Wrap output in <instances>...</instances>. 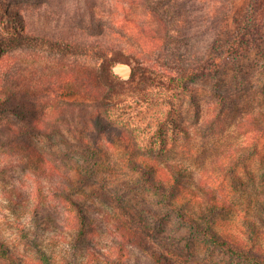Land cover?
Listing matches in <instances>:
<instances>
[{
  "label": "trees",
  "instance_id": "trees-1",
  "mask_svg": "<svg viewBox=\"0 0 264 264\" xmlns=\"http://www.w3.org/2000/svg\"><path fill=\"white\" fill-rule=\"evenodd\" d=\"M63 1L69 4V0H54ZM5 2L0 0V7ZM72 3L76 7L70 32L58 25L45 36L20 37L26 44L0 67V120L13 119L2 125L0 147L8 145L7 151L19 156L5 166L24 164L33 177L57 179L49 187L57 203L74 214L76 247L93 232L91 212L102 211L98 208L102 199L114 203L115 195L123 197L125 190L145 186L159 195L166 213L175 214L215 247L247 264H264V194L258 198L259 217H245L244 228L237 233L222 230L224 217L237 206L210 185L191 189L182 170L159 164L170 139L187 137L188 128L169 110L152 116L151 122L144 121L155 124L144 142L138 123L130 120L133 112L140 114L137 109L142 106L172 105V99L191 93L198 79L217 77L236 54L256 44L247 42L241 29L223 45L218 41L207 54L192 58L190 11L181 0ZM102 3L114 9L108 19L101 14L103 10L98 12ZM113 36L117 37L112 41ZM119 63L131 66L129 79L114 72ZM117 155L118 160H112ZM102 170L115 173L113 182L119 192L114 196L101 184ZM40 204L32 203L35 218ZM122 218L115 226L123 242L145 249L140 226ZM27 232V227L19 230L28 239ZM33 247L37 258H23L0 234V264H53L44 249ZM149 254L157 264H174L162 251Z\"/></svg>",
  "mask_w": 264,
  "mask_h": 264
},
{
  "label": "rangeland",
  "instance_id": "rangeland-1",
  "mask_svg": "<svg viewBox=\"0 0 264 264\" xmlns=\"http://www.w3.org/2000/svg\"><path fill=\"white\" fill-rule=\"evenodd\" d=\"M181 1L190 11L192 58L207 54L218 41L223 45L241 29L246 33L244 39L256 47L236 54L217 77L198 79L192 92L172 99V105L163 102L142 106L137 109L140 114L133 112L130 120L138 123L139 136L145 142L155 124L144 121L151 122L152 116L172 110L176 120L188 128L189 135L170 139L169 150L159 155V164L182 170L191 189L206 184L226 196L237 209L224 217L227 219L222 230L237 233L244 228L245 217L260 216L258 198L264 194V0ZM55 2L6 0L0 7V67L26 44L27 40L20 37L45 36L47 30L53 31L58 25L69 31L76 5L72 0L68 5V1ZM113 10L102 3L98 12L108 19ZM113 19L118 22L116 15ZM128 27L131 32V25ZM121 65L130 67L128 75L118 71ZM131 70L127 64L114 66V72L123 79L130 78ZM11 122L12 117L0 120V136L4 134L3 123ZM7 146L0 147V234L23 258L35 260L33 246H38L53 257V264H108L106 260H115V264H157L149 254L154 250L162 251L174 264H247L215 247L175 214L166 213L154 190L143 186L137 191L125 190L126 196H116L119 188L113 182L115 173L104 170L101 184L116 200H101L98 208L102 211L91 212L93 232L81 247H76L72 235L74 214L57 203L49 187L57 179L33 177L34 172L27 174L29 169L24 164L5 166L9 160L19 158L7 151ZM118 156L111 158L116 161ZM32 203H41L36 218ZM124 216L134 226H140L145 249L121 239L115 224ZM23 227H27L30 238L21 237L19 230ZM261 228L264 230V222Z\"/></svg>",
  "mask_w": 264,
  "mask_h": 264
},
{
  "label": "bare ground",
  "instance_id": "bare-ground-1",
  "mask_svg": "<svg viewBox=\"0 0 264 264\" xmlns=\"http://www.w3.org/2000/svg\"><path fill=\"white\" fill-rule=\"evenodd\" d=\"M118 71L123 74V75H128L129 74V68L126 65H121L118 68Z\"/></svg>",
  "mask_w": 264,
  "mask_h": 264
},
{
  "label": "crops",
  "instance_id": "crops-1",
  "mask_svg": "<svg viewBox=\"0 0 264 264\" xmlns=\"http://www.w3.org/2000/svg\"><path fill=\"white\" fill-rule=\"evenodd\" d=\"M130 69V67H128Z\"/></svg>",
  "mask_w": 264,
  "mask_h": 264
}]
</instances>
